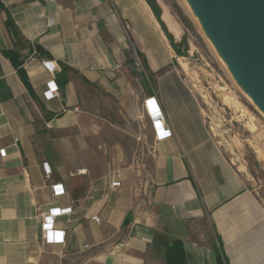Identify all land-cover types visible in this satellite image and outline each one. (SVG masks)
Wrapping results in <instances>:
<instances>
[{
  "label": "crops",
  "instance_id": "0c3cea01",
  "mask_svg": "<svg viewBox=\"0 0 264 264\" xmlns=\"http://www.w3.org/2000/svg\"><path fill=\"white\" fill-rule=\"evenodd\" d=\"M0 2V264H165L174 239L188 264H264V144L255 169L228 154L146 0ZM149 98L172 137L156 139ZM54 207L71 212L45 238Z\"/></svg>",
  "mask_w": 264,
  "mask_h": 264
},
{
  "label": "rangeland",
  "instance_id": "374dc122",
  "mask_svg": "<svg viewBox=\"0 0 264 264\" xmlns=\"http://www.w3.org/2000/svg\"><path fill=\"white\" fill-rule=\"evenodd\" d=\"M153 2L158 12L162 13V5L167 4L179 18L184 33L178 43L176 37L166 28L178 45L176 51L183 54L181 59H185L189 64L188 70L184 69L185 77L194 83L193 87L205 100L207 113L213 114L212 119L215 121L216 114L219 117L218 126L212 119L211 125L215 126L213 130L220 137V143L227 146L228 154H231L235 160L245 158L255 169L252 148L264 144V115L237 84L185 0H153ZM166 36L171 43L167 33ZM142 65L144 66L143 63ZM220 89H226L243 105L254 119L256 124L254 129L250 130L244 119H238L234 108L224 103Z\"/></svg>",
  "mask_w": 264,
  "mask_h": 264
},
{
  "label": "water",
  "instance_id": "95a60500",
  "mask_svg": "<svg viewBox=\"0 0 264 264\" xmlns=\"http://www.w3.org/2000/svg\"><path fill=\"white\" fill-rule=\"evenodd\" d=\"M243 92L264 115V0H185Z\"/></svg>",
  "mask_w": 264,
  "mask_h": 264
},
{
  "label": "built area",
  "instance_id": "2783aa9c",
  "mask_svg": "<svg viewBox=\"0 0 264 264\" xmlns=\"http://www.w3.org/2000/svg\"><path fill=\"white\" fill-rule=\"evenodd\" d=\"M138 67L143 69L142 63H138ZM48 92H47V97L48 98H56L59 97L60 94V89L59 86L57 85V83L52 80L51 82L48 83ZM146 108H147V112L149 114V117L152 119L154 128H155V132H156V139L157 140H161V139H165L167 137H172L173 136V132L170 129L169 125L167 124L166 121V117L163 113V111L161 110L159 104L156 102L155 98H149L146 100ZM76 110H78V108H75ZM45 170L46 172H50V167L48 166V164L46 163L45 165ZM120 184V182L118 180H114L111 182L112 186H118ZM62 186V189L58 190V188ZM53 191H54V195L55 196H59L61 194H63L65 192V188L63 186V184H54L52 185ZM71 212V208H61V207H54L50 210L49 214L46 216V221L44 222L45 226L48 228H45V232H44V236L45 238H50L52 236L51 232L53 231V229L51 228L52 224L54 223V221L56 220V218L58 217V215L61 214H66ZM93 220L99 222L100 218L96 215H94L92 217ZM61 232V236L62 238L66 235L65 231H60Z\"/></svg>",
  "mask_w": 264,
  "mask_h": 264
},
{
  "label": "trees",
  "instance_id": "16d2710c",
  "mask_svg": "<svg viewBox=\"0 0 264 264\" xmlns=\"http://www.w3.org/2000/svg\"><path fill=\"white\" fill-rule=\"evenodd\" d=\"M148 3L150 4L153 11L155 12L156 17L158 18L159 22L163 26V29L168 34V36L171 40V43L176 50L178 45L176 44L173 36L168 32L166 25L161 18V13L158 12L157 8L154 5L153 0H149ZM0 7L2 9H6L5 6L1 2H0ZM6 24L12 30V32L15 36V39H16V44L17 45L20 44L21 40H22L20 31L17 28L15 22L13 21V19L10 15L8 16ZM37 49L39 50V52L42 53L43 49L40 46H38ZM177 53L179 56H183V54L181 52L177 51ZM6 54L9 56V58L11 59V61L14 64V66L17 68V70H18L19 74L21 75V77L23 78V81L25 82V84L29 88H31L30 83H29V81H28V79L24 73V68H23L24 61L21 60L20 53L15 48V49H11V50L6 51ZM165 264H188L185 247H184V243L182 240L174 239L166 245ZM218 264H223V260H222V257L220 255L218 256Z\"/></svg>",
  "mask_w": 264,
  "mask_h": 264
},
{
  "label": "bare ground",
  "instance_id": "6f19581e",
  "mask_svg": "<svg viewBox=\"0 0 264 264\" xmlns=\"http://www.w3.org/2000/svg\"><path fill=\"white\" fill-rule=\"evenodd\" d=\"M193 16H195V15H193ZM195 19H196V17H195ZM181 64L183 65L184 69L188 70L189 64H188V62L185 59H181ZM221 88H223V87H221ZM220 92H221V97H222L224 103L226 105L234 108L238 118H240V119L241 118H246L247 119L246 120V125L250 129H254L255 128V123L253 121V118H252V116L249 115V113L246 111V109L243 107V105L234 96H232L226 89H220Z\"/></svg>",
  "mask_w": 264,
  "mask_h": 264
}]
</instances>
